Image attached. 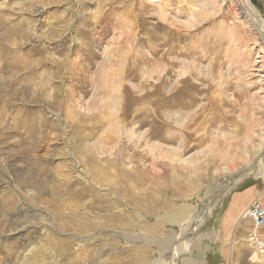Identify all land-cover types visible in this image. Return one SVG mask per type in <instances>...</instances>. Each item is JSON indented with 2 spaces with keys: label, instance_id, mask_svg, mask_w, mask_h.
I'll return each mask as SVG.
<instances>
[{
  "label": "rangeland",
  "instance_id": "obj_1",
  "mask_svg": "<svg viewBox=\"0 0 264 264\" xmlns=\"http://www.w3.org/2000/svg\"><path fill=\"white\" fill-rule=\"evenodd\" d=\"M246 2L0 0V264H264L242 219L264 208ZM159 82L194 107L158 109Z\"/></svg>",
  "mask_w": 264,
  "mask_h": 264
},
{
  "label": "bare ground",
  "instance_id": "obj_2",
  "mask_svg": "<svg viewBox=\"0 0 264 264\" xmlns=\"http://www.w3.org/2000/svg\"><path fill=\"white\" fill-rule=\"evenodd\" d=\"M243 2H244V5H246V7H248L247 6V4H245V2L247 1V0H242ZM247 3V2H246ZM246 9V8H245ZM248 11V10H247ZM250 12V11H249ZM263 34H264V32H262ZM123 40V39H122ZM261 53H264V47L262 48V51H261ZM75 63V62H74ZM158 81V80H157ZM163 85V83H161V82H159L158 84H157V88H156V93L154 94L155 95V97H156V104H157V108L159 109V108H161V107H163V106H170L171 107V105H172V107H175V109L176 108H186V109H190V108H192V106H193V104H194V102L195 101H193L194 100V96H192L193 98L191 99L190 98V100H189V103H188V101H187V103H184V102H181L180 101V99L178 98L179 97V95L181 94L180 93V91L178 90V87L177 88H174V90H172V92H170V94L168 95V97L166 98V99H164L163 98V91H164V87L162 86ZM170 88V87H169ZM168 88V89H169ZM171 89V88H170ZM154 91V90H153ZM166 91L168 92V90H167V88H166ZM196 91V90H195ZM215 91V90H214ZM153 95V94H152ZM190 95V94H189ZM188 95V96H189ZM188 98V97H187ZM150 101V100H149ZM191 101V102H190ZM217 102V101H216ZM168 103V104H167ZM155 104V105H156ZM149 105V104H148ZM154 105V106H155ZM152 106V105H151ZM197 106V105H196ZM139 107V106H138ZM194 107V106H193ZM207 107V106H206ZM131 108V107H130ZM166 108V107H165ZM123 109V108H122ZM205 106H202L200 109H199V111H200V113H195V111L194 112H192V111H190L191 112V114H189V116L188 117H186L187 119H188V123H186V124H188L187 125V127L185 126V131L187 130V131H190V133L189 134H195V135H197V134H200V131H201V127H202V125L200 124V123H194V120L196 119V118H201L202 120H204L205 119ZM133 110V109H132ZM161 110V109H160ZM192 110V109H191ZM131 111V110H130ZM129 111V112H130ZM167 111V110H166ZM174 111V110H173ZM182 111V110H181ZM129 112H128V114H129ZM153 113V112H152ZM188 113H189V111H188ZM123 114V113H122ZM128 114H126V115H128ZM145 114V113H144ZM181 114V113H180ZM156 115V114H155ZM170 115V114H169ZM166 116V115H165ZM172 116V115H171ZM174 116V115H173ZM127 117V116H126ZM127 119V118H126ZM135 119V118H134ZM159 120V119H158ZM162 120V119H161ZM197 120V119H196ZM125 121V120H124ZM132 121V120H131ZM135 121H137V120H135ZM134 121V122H135ZM172 121H174V120H172ZM122 122V121H121ZM199 122V121H198ZM124 123V122H123ZM204 124V123H203ZM133 125V124H132ZM169 127V126H168ZM166 128V127H165ZM203 130V129H202ZM182 132V131H181ZM137 138H139V137H137ZM181 138V137H180ZM188 139V138H187ZM198 139V138H197ZM202 139H203V137H202ZM181 140V139H180ZM112 142V141H111ZM203 144V143H202ZM148 153V152H147ZM115 155V154H114ZM150 155H152V154H150ZM148 156V155H147ZM122 157V156H121ZM122 158H124V156L122 157ZM130 158V157H129ZM261 160L262 159H260V161L258 162V167L259 168H261V169H263V167H264V165L262 166V165H260V163H261ZM258 175H261L263 178H264V169L263 170H261V171H258V172H256ZM137 202V201H136ZM135 201H134V203H132V205H136L137 203H136ZM136 203V204H135Z\"/></svg>",
  "mask_w": 264,
  "mask_h": 264
},
{
  "label": "built area",
  "instance_id": "obj_3",
  "mask_svg": "<svg viewBox=\"0 0 264 264\" xmlns=\"http://www.w3.org/2000/svg\"><path fill=\"white\" fill-rule=\"evenodd\" d=\"M242 219H250L251 233L247 236V243L264 259V209L258 202H253L242 214Z\"/></svg>",
  "mask_w": 264,
  "mask_h": 264
},
{
  "label": "crops",
  "instance_id": "obj_4",
  "mask_svg": "<svg viewBox=\"0 0 264 264\" xmlns=\"http://www.w3.org/2000/svg\"><path fill=\"white\" fill-rule=\"evenodd\" d=\"M242 201V199L240 200V198L239 197H234L233 198V200H232V209L230 210V212L231 213H235V211H239L240 209H241V206H239L238 204H237V202L238 201ZM259 203V202H258ZM260 204V203H259ZM261 205V204H260ZM264 209V208H263ZM228 215H230V214H228ZM263 234V237H264V232L262 233Z\"/></svg>",
  "mask_w": 264,
  "mask_h": 264
}]
</instances>
